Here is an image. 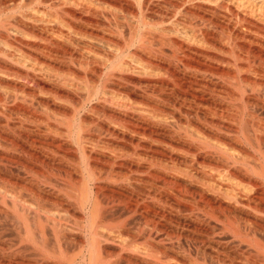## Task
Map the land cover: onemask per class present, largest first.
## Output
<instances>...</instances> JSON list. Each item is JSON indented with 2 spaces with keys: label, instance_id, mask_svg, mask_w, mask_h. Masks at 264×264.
Listing matches in <instances>:
<instances>
[{
  "label": "bare ground",
  "instance_id": "obj_1",
  "mask_svg": "<svg viewBox=\"0 0 264 264\" xmlns=\"http://www.w3.org/2000/svg\"><path fill=\"white\" fill-rule=\"evenodd\" d=\"M0 264H264V0H0Z\"/></svg>",
  "mask_w": 264,
  "mask_h": 264
}]
</instances>
